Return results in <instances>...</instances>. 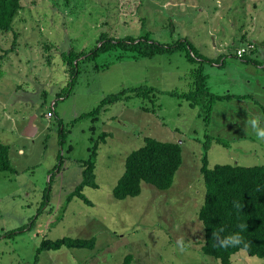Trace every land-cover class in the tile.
Instances as JSON below:
<instances>
[{
  "label": "rangeland",
  "instance_id": "obj_1",
  "mask_svg": "<svg viewBox=\"0 0 264 264\" xmlns=\"http://www.w3.org/2000/svg\"><path fill=\"white\" fill-rule=\"evenodd\" d=\"M22 4L15 31L0 32V138L10 147L13 166L0 171V264H33L37 255V264H222L202 251L204 229L191 231L203 224L198 218L206 192L202 157L207 145L211 168L264 165V140L247 123L264 110V0ZM103 33L120 38L148 34L151 41L171 44L186 38L214 63L226 60L225 67L206 66L212 92L234 85L235 92L252 97L216 100L205 119L209 97H198L192 106L169 93L190 91L195 79L197 64L184 50L138 58L118 57L121 49L90 59L83 55L68 89L72 77L63 51L90 55ZM243 36L257 45L255 62L236 57ZM143 85L150 89L148 95L127 91L93 113L108 95ZM51 109L53 116L47 118ZM35 115L38 132L26 136ZM104 132L109 136L102 138ZM145 136L179 142L183 163L168 190L143 182L140 195L118 200L113 189L125 171V159L144 144ZM95 145L99 186L83 190L93 205L79 197L67 204ZM65 236L93 238L94 246L38 254L45 239ZM181 237L182 250L177 244ZM231 264H264V258L241 250Z\"/></svg>",
  "mask_w": 264,
  "mask_h": 264
},
{
  "label": "trees",
  "instance_id": "obj_2",
  "mask_svg": "<svg viewBox=\"0 0 264 264\" xmlns=\"http://www.w3.org/2000/svg\"><path fill=\"white\" fill-rule=\"evenodd\" d=\"M23 9L22 0H0V32L15 31L16 21ZM100 42H102L100 45H96L91 49L90 55L85 50L76 51L71 49L63 51L62 56L64 60H67V69L72 77L67 86L68 89L71 90L74 86V81L80 69L79 58L83 55H86L83 56L84 59H90L91 57H96L100 52L121 49L118 57L126 54L138 58L154 57L166 52L184 50L187 58L197 64L192 69L195 79L192 81L190 91L183 93L170 91L169 93L189 100L192 106L198 103V97H209L208 113L205 119L211 116L216 100L252 97L251 95L229 93L223 95L212 92L207 84L208 75L205 73V65L213 61L199 54L194 45L186 38L179 39L171 44L151 41L148 34H142L141 36L128 35L120 38L110 37L108 34L103 33L100 37ZM251 42L253 41L243 36V43L236 47L235 54L237 58L255 62L252 57L257 49L256 44L253 49L245 52L242 57L237 55L239 47L247 46ZM13 50L14 47H11L8 51ZM67 88H64L63 92ZM148 90L150 89L143 85L126 88L122 92L110 94L102 100L93 113H99L102 108L122 99L127 94V91L146 96L148 95ZM153 90L155 91V89ZM60 94L62 95V92L58 95ZM145 110H148L147 107ZM107 136H109L107 132L101 135L102 138ZM218 141L228 145L225 140L218 139ZM94 147V152L84 163L83 180L70 194L67 204L74 197H79L88 205H93V202L84 194L83 190L85 186H99L95 171L98 145ZM208 149L209 146H204L201 172L206 192L204 202L198 210V218L204 225L202 251L206 255L220 260L222 264H231L233 255L241 250H245L251 256L264 258V165L244 166L225 163L216 164L211 168L208 164ZM182 163L183 149L179 142L162 141L152 136H145L144 144L127 155L125 171L114 187L113 194L118 200L136 197L142 192L143 182L151 184L160 190H168L173 185L175 176ZM12 168L10 147L0 138V171L11 170ZM237 203L241 205V208L238 209L236 207ZM241 224L246 225L243 230L238 227ZM221 229H223L222 232H220ZM213 232H220L221 236L239 232L244 239V244L228 249L216 247L215 241L212 239ZM94 242L95 239L93 238H73L70 236L56 240L45 239L38 250V254L44 250H57L62 247L93 248ZM131 257L132 255L129 254L125 263H128ZM38 260L39 255L36 256L33 264H37Z\"/></svg>",
  "mask_w": 264,
  "mask_h": 264
},
{
  "label": "clouds",
  "instance_id": "obj_3",
  "mask_svg": "<svg viewBox=\"0 0 264 264\" xmlns=\"http://www.w3.org/2000/svg\"><path fill=\"white\" fill-rule=\"evenodd\" d=\"M247 123L255 131L256 136L260 140H264V128L260 127V121L257 118H252ZM236 207L239 209V208H241V205L237 203ZM238 227L241 230H243L246 227V225L241 224ZM203 229H204L203 224H199V225H195L194 227H191V231L193 234H196L198 231H203ZM222 231H223V229L220 230V232H222ZM220 232H213L212 233V239L215 241L216 247L228 249V248L239 247V246L244 244V239L240 235L239 232L233 233V234L228 235V236H221ZM177 244H178V246H180V248L182 250L183 244H184V238L181 237L180 239H178Z\"/></svg>",
  "mask_w": 264,
  "mask_h": 264
},
{
  "label": "crops",
  "instance_id": "obj_4",
  "mask_svg": "<svg viewBox=\"0 0 264 264\" xmlns=\"http://www.w3.org/2000/svg\"><path fill=\"white\" fill-rule=\"evenodd\" d=\"M251 40V39H250ZM232 55V54H231ZM243 61H244V59H243ZM214 63V62H213ZM226 63V60H224V59H222L221 60V63H219V62H215L214 63V65H216V67L217 66H222V67H225L226 65H224ZM208 64H211V63H207L206 65H205V70H206V66L208 65ZM231 65H234L233 63L231 64ZM234 81V80H233ZM233 84V83H232ZM237 94V95H249V94H246V93H240V92H235L234 91V85H233V87H232V85H229V88H227L223 93H219V94ZM247 99V98H246ZM245 99V100H246ZM245 100L243 101V102H245ZM234 101H237V102H239L240 101V99H234ZM255 114V117H256V115H259V116H257L256 118L257 119H259V121H260V123L261 124H263L264 122H263V120H264V110L263 111H257V112H255L254 113ZM37 118V115H35V116H33V119H32V125L36 128V131H35V134L38 132V127H36V121H35V119ZM34 134V135H35ZM32 137V136H31Z\"/></svg>",
  "mask_w": 264,
  "mask_h": 264
},
{
  "label": "built area",
  "instance_id": "obj_5",
  "mask_svg": "<svg viewBox=\"0 0 264 264\" xmlns=\"http://www.w3.org/2000/svg\"><path fill=\"white\" fill-rule=\"evenodd\" d=\"M254 47H255V43H254V42L249 43L247 46L239 47V48L237 49V55H238L239 57H242L243 54H244L245 52L250 51V50L253 49ZM52 116H53V109H51V110L48 111L46 117H47V118H51Z\"/></svg>",
  "mask_w": 264,
  "mask_h": 264
},
{
  "label": "water",
  "instance_id": "obj_6",
  "mask_svg": "<svg viewBox=\"0 0 264 264\" xmlns=\"http://www.w3.org/2000/svg\"><path fill=\"white\" fill-rule=\"evenodd\" d=\"M36 128L32 125V120L30 121L29 125L25 128L24 135L26 136H34Z\"/></svg>",
  "mask_w": 264,
  "mask_h": 264
}]
</instances>
